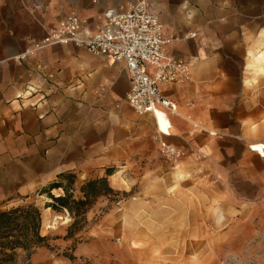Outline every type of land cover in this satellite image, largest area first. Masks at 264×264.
I'll use <instances>...</instances> for the list:
<instances>
[{"label":"rangeland","instance_id":"obj_1","mask_svg":"<svg viewBox=\"0 0 264 264\" xmlns=\"http://www.w3.org/2000/svg\"><path fill=\"white\" fill-rule=\"evenodd\" d=\"M32 19L45 18L48 28L68 13L87 19L91 8L124 6L134 0H28ZM246 9L250 0H150L173 37L176 56L191 59L211 55L218 66L232 75L243 74L244 84L230 80L226 87L209 90L212 106L202 105L196 119L212 129L240 122L246 126L249 144L264 141V36L261 31L253 48L226 39L239 17L236 5ZM263 0H253L256 12ZM255 24H263L262 19ZM196 34L192 37L191 35ZM252 53H256L254 57ZM243 57L246 58L245 65ZM188 81L192 80V68ZM214 83V78L212 79ZM239 116H242L239 118ZM155 121V120H154ZM150 143L143 158L125 161L105 177L112 191L98 185L100 194L81 214L47 207L50 184L62 182L75 198L90 179L73 172L52 175L51 163L34 160L29 173L15 168L25 186H3L0 211L34 203L41 209L39 228L50 246L33 251L30 264H264V158L257 151L240 157L239 143L200 135V142L183 143L182 155L172 159L162 153L157 123H148ZM237 130V129H236ZM171 131V129H170ZM212 139L216 143L208 147ZM264 157V145H261ZM226 148L235 151L228 154ZM19 189V190H18ZM65 195L64 189H55ZM78 223L72 225L74 221ZM6 245L7 240H1ZM86 247V248H85ZM0 264H29L17 249L7 259L9 246L0 247Z\"/></svg>","mask_w":264,"mask_h":264},{"label":"crops","instance_id":"obj_2","mask_svg":"<svg viewBox=\"0 0 264 264\" xmlns=\"http://www.w3.org/2000/svg\"><path fill=\"white\" fill-rule=\"evenodd\" d=\"M250 1L246 9L238 2L239 21L225 37L240 47L245 43L247 49L254 47L261 31L264 33V10L256 12ZM107 8L89 10L86 20L91 29ZM31 10L28 0H0V199L6 196L3 186L11 188L13 199L15 185L20 188L28 183L15 176V168L29 173L34 160L43 164L57 160L51 163L55 176L73 172L85 176L84 180L111 177V168L145 157L150 139L144 134L150 133L149 122L157 123L154 113L139 114L128 103L131 80L124 61L96 55L74 43L28 53L49 24L45 18L32 19ZM258 19L263 24L256 25ZM164 28L170 35L165 24ZM172 43L167 46L168 55L181 59ZM219 62L211 55L191 59L190 64L186 62L192 68L191 81L185 78L161 85L163 94L177 103L179 114L169 113L170 122L163 111H157L158 129L170 133L165 139L181 150L183 143L200 142V135L223 138L226 134L229 137L222 143L238 142L240 157L250 158L252 151H257L262 159L264 141L249 144L244 124L212 129L194 116L201 105H213L210 89L226 87L230 80H238L239 89L244 84L243 74L232 75L220 68ZM242 62L247 64L245 57ZM215 143L210 140L208 147ZM225 150L235 152L233 148Z\"/></svg>","mask_w":264,"mask_h":264},{"label":"built area","instance_id":"obj_3","mask_svg":"<svg viewBox=\"0 0 264 264\" xmlns=\"http://www.w3.org/2000/svg\"><path fill=\"white\" fill-rule=\"evenodd\" d=\"M172 41L160 15L151 8L150 0H134L127 7L105 9L95 29H91L78 13H68L47 28L27 52L33 54L50 45L74 43L96 55L124 61L131 80L128 103L139 114L154 113L156 116L158 109L179 114L177 103L163 94L161 85L187 79L190 75L185 61L168 55L167 46ZM208 132L220 135L217 131ZM158 141L167 157L178 159L182 155V150L174 143L162 136Z\"/></svg>","mask_w":264,"mask_h":264},{"label":"trees","instance_id":"obj_4","mask_svg":"<svg viewBox=\"0 0 264 264\" xmlns=\"http://www.w3.org/2000/svg\"><path fill=\"white\" fill-rule=\"evenodd\" d=\"M98 185H104L105 191H112L105 177L90 179L83 184L80 189L82 196L79 198H75L62 182H52L47 193L54 202L47 204V207L56 210L67 209L74 215L81 214L89 207L91 199L100 194ZM54 188H63L65 195H54L51 192ZM41 218V209L34 203L0 211V247L9 246L10 252L5 254L7 259H12L17 254V249H22L25 252L26 260L30 264L31 255L36 247L50 246L46 243L47 236L41 235L39 230ZM77 223L78 221L75 220L72 225ZM2 239L7 240L6 245L2 244Z\"/></svg>","mask_w":264,"mask_h":264},{"label":"bare ground","instance_id":"obj_5","mask_svg":"<svg viewBox=\"0 0 264 264\" xmlns=\"http://www.w3.org/2000/svg\"><path fill=\"white\" fill-rule=\"evenodd\" d=\"M262 57H264V54L263 53H260L259 55H258V59H260V58H262ZM157 111H163L164 113H165V115L168 117V119H169V121H170V118H169V116H168V113L167 112H165L164 110H160V109H158ZM156 111V112H157ZM155 119H156V122H157V124H158V117H157V113H156V116H155ZM171 122V121H170ZM173 126H172V123H171V125H170V127H169V129H171Z\"/></svg>","mask_w":264,"mask_h":264}]
</instances>
